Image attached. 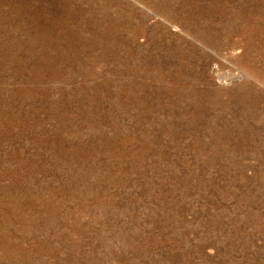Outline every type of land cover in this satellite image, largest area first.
<instances>
[{
	"label": "rangeland",
	"instance_id": "374dc122",
	"mask_svg": "<svg viewBox=\"0 0 264 264\" xmlns=\"http://www.w3.org/2000/svg\"><path fill=\"white\" fill-rule=\"evenodd\" d=\"M0 264H264V0H0Z\"/></svg>",
	"mask_w": 264,
	"mask_h": 264
}]
</instances>
